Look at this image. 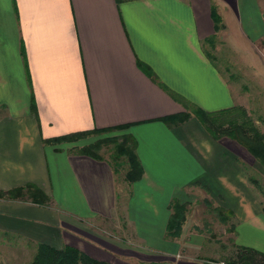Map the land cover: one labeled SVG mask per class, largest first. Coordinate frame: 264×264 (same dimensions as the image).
Segmentation results:
<instances>
[{
  "label": "crops",
  "instance_id": "crops-1",
  "mask_svg": "<svg viewBox=\"0 0 264 264\" xmlns=\"http://www.w3.org/2000/svg\"><path fill=\"white\" fill-rule=\"evenodd\" d=\"M231 64L264 99V0H0V188L33 184L51 200L32 186L0 197V264H30L40 242L112 264H227L237 245L264 251V189L248 167L264 164L214 137L162 84L209 111H263ZM183 111L184 121L169 118ZM95 127L136 139L141 178L127 181L128 165L116 172L70 139L44 141ZM176 198L187 217L193 201L230 226L221 256L201 254L215 241L203 228L185 235L187 217L167 235ZM22 241L20 260L2 248Z\"/></svg>",
  "mask_w": 264,
  "mask_h": 264
},
{
  "label": "trees",
  "instance_id": "trees-1",
  "mask_svg": "<svg viewBox=\"0 0 264 264\" xmlns=\"http://www.w3.org/2000/svg\"><path fill=\"white\" fill-rule=\"evenodd\" d=\"M212 16L215 22L216 30L222 27V18L218 13L216 5L212 4ZM211 46L215 45V35L206 39ZM208 56L215 60L214 54L206 50ZM140 64L147 73L153 75V70L140 61ZM164 87L171 92V94L183 101L186 106L191 107L196 116L204 123L207 129L213 134L214 137L220 138L223 135L231 136L244 144L260 161L264 164V132L256 123V119L249 114L244 105H235L229 108L220 109L217 111H209L192 101L187 100L184 96L170 89L166 84L162 83ZM193 103V104H192ZM32 106L37 112L36 102L33 99ZM231 113V115H230ZM191 112L183 111L178 114L170 115L169 118L173 121H184L190 117ZM119 126L117 128H121ZM115 127H95L89 130L76 131L70 134L59 135L45 139L44 141L62 142L64 140L76 138L86 135L90 132H107ZM100 140L95 143L87 144L80 147L84 153L91 154L97 158L104 156L99 151L101 147ZM117 156L113 157V163L116 172L122 168L127 167L125 179L129 182L141 178L144 168L138 157L136 151V139L131 135L122 136L121 140H117ZM121 156H126V159H121ZM29 186L37 188L40 202L50 204V197L40 188L33 184L26 186L14 187L8 190L0 188V197H19L22 196L24 189ZM173 212L170 216L167 235L178 236L183 228V224L187 217L188 206L187 203L181 199H174L172 202ZM215 260V259H212ZM227 264H264V251L259 248L247 245H237L232 254H229L224 259ZM30 264H112L106 260L98 259L84 250L71 245L65 244L63 247L58 248L53 245L40 242L38 244L37 252Z\"/></svg>",
  "mask_w": 264,
  "mask_h": 264
},
{
  "label": "rangeland",
  "instance_id": "rangeland-1",
  "mask_svg": "<svg viewBox=\"0 0 264 264\" xmlns=\"http://www.w3.org/2000/svg\"><path fill=\"white\" fill-rule=\"evenodd\" d=\"M207 47L209 49H212L210 47V45L208 44ZM224 48H226V52L231 54V47L224 45ZM236 57V56H235ZM229 70L231 73L230 75L236 74L237 77H239V81L240 82H248L250 84V92L252 93V99L254 98V100H259L261 99L264 102V99L260 96L261 92H259L258 88L259 86H255L254 83L252 82V80L248 81L247 79H244V75L242 74V70L239 67V65H233L231 64L229 66ZM253 105L251 104V107ZM264 107V105H261ZM255 115H252L255 119H256V123L258 124V126L260 127L261 130H264V108L263 111L260 110H255ZM231 115V113H230ZM259 120V121H257ZM122 139V134H121V130L120 129H112V130H108L107 132H90L86 135L83 136H79L76 138H72L70 139L71 142H75L78 143L77 147H82L84 145L87 144H91V143H95L100 140L101 142V147L99 149V151L102 153V155L106 158H109L110 160L113 161V157L117 156V140H121ZM121 159L125 158L126 156H121ZM249 169H250V174L253 177H259V184L260 187H262V189H264V170L262 168V166L258 165L256 168L257 170H260L261 174L256 170V168L254 169L252 166L248 165ZM123 171L125 166H122ZM121 169V168H120ZM262 169V170H261ZM261 181V183H260ZM190 207V211L188 213V217H187V226H186V234L185 235H190L191 234V230L192 227H196L199 231V228H203V230H205L206 234L209 235L210 239L212 241H215L214 243H209L208 241L206 242V245L208 244V247L206 249V247L204 246V249L201 251L203 255L205 256H221L223 251H225V248L223 246V244H230V240L229 238L232 237V232L230 229V226L228 224H226V221L224 219H219L218 220H214L215 218L219 217V212L217 211H213L212 209L210 211L201 210V207H198L196 209H194V204L192 201V204L189 205ZM211 214V215H210ZM219 215V216H218ZM214 217V219H213ZM220 218V217H219ZM232 221V219L230 220ZM191 227L190 229L188 227ZM228 228V230H226ZM194 230V229H193ZM190 232V233H189ZM201 232V231H199ZM188 233V234H187ZM209 239V238H208ZM18 244H16V246H8V245H3V250L7 251L15 260H20V258H22L24 256L23 250L24 248L19 247L20 245L22 246L23 243L26 242H16ZM217 243V244H216ZM218 246V251H215V247ZM23 247V246H22ZM210 250L214 251L215 253H210ZM25 251V250H24ZM210 254V255H209ZM227 258V257H226Z\"/></svg>",
  "mask_w": 264,
  "mask_h": 264
}]
</instances>
